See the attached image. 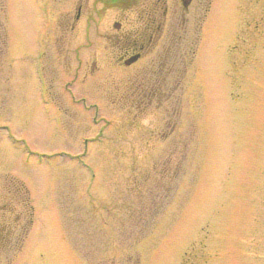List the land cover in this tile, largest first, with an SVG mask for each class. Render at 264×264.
Returning a JSON list of instances; mask_svg holds the SVG:
<instances>
[{"label":"rangeland","instance_id":"1","mask_svg":"<svg viewBox=\"0 0 264 264\" xmlns=\"http://www.w3.org/2000/svg\"><path fill=\"white\" fill-rule=\"evenodd\" d=\"M77 3L0 0V264H264V0L129 66Z\"/></svg>","mask_w":264,"mask_h":264},{"label":"flooded vegetation","instance_id":"2","mask_svg":"<svg viewBox=\"0 0 264 264\" xmlns=\"http://www.w3.org/2000/svg\"><path fill=\"white\" fill-rule=\"evenodd\" d=\"M196 0H78L76 20L85 13L86 23L90 18L96 26L108 14L110 31L102 35L106 41V60L112 65H161L163 58L162 35L177 34L196 7ZM100 4V5H99ZM68 26V24H66ZM71 29L74 24H70ZM91 65L97 64L92 57Z\"/></svg>","mask_w":264,"mask_h":264},{"label":"trees","instance_id":"3","mask_svg":"<svg viewBox=\"0 0 264 264\" xmlns=\"http://www.w3.org/2000/svg\"><path fill=\"white\" fill-rule=\"evenodd\" d=\"M8 233H9V231H8ZM8 233H7V234H5V235H7V236H8ZM0 234H1V233H0ZM7 236H4V237H3V236H1V235H0V241H1V239H3V238H5V239H6V237H7ZM1 242H3V241H1ZM1 242H0V247H2V245H1Z\"/></svg>","mask_w":264,"mask_h":264}]
</instances>
